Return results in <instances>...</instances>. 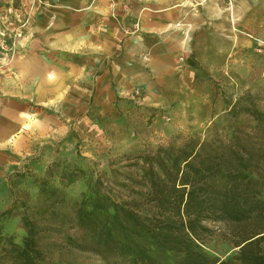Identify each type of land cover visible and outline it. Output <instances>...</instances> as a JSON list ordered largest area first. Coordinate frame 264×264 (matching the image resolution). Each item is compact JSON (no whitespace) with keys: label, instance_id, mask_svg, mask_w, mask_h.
Returning a JSON list of instances; mask_svg holds the SVG:
<instances>
[{"label":"rangeland","instance_id":"rangeland-1","mask_svg":"<svg viewBox=\"0 0 264 264\" xmlns=\"http://www.w3.org/2000/svg\"><path fill=\"white\" fill-rule=\"evenodd\" d=\"M57 3L0 0V82L13 84L18 65H25L28 56L40 50L27 46L35 38L31 30L41 14ZM223 5L226 21L233 25V1ZM257 11L263 9L254 10L253 16H242L245 28L241 31H234L232 26L231 31L209 29L211 24L207 23L195 30L193 25L179 21L171 29L190 43L191 59L184 61L181 56L179 71L164 92L137 90L122 94L116 101L120 112L116 119L93 112L77 120L59 119L49 138L19 161L9 177V189L0 193V264H13L10 249L12 245H23L28 234L23 224L25 217L38 220L43 264H133L127 258L74 248L64 236H74L76 231L65 232L60 224L71 204L98 191V180L103 184L100 192L118 202H143L148 189L127 177L140 181L137 168L131 165L159 147H180L194 136L203 141H226L238 132L264 173V15ZM75 62L83 64V59L52 50L48 64L52 70H59ZM51 76L57 83L59 78L54 73ZM38 98L46 105H35L37 101L33 100L30 106L40 112H53L49 106L57 110L59 96ZM243 99L241 108L257 109L256 114H247L240 108L234 113ZM67 173L74 176L63 179ZM6 212L10 213L3 215ZM207 226L214 234L204 239L205 254L217 260L236 258L238 249L225 239L224 225ZM161 258L173 264L176 256L167 254Z\"/></svg>","mask_w":264,"mask_h":264},{"label":"crops","instance_id":"crops-1","mask_svg":"<svg viewBox=\"0 0 264 264\" xmlns=\"http://www.w3.org/2000/svg\"><path fill=\"white\" fill-rule=\"evenodd\" d=\"M57 1L31 30L35 38L27 46L40 50L18 65L13 84L0 82V193L9 189L19 161L49 138L59 119L77 120L90 112L116 119L122 94L164 92L179 71L181 56L191 59L190 43L171 29L176 23L185 21L195 30L207 23L209 29L241 31L242 16H253L256 9L264 15V0H232L233 25L225 17L227 0ZM52 50L81 58L83 64L52 70ZM53 73L57 83L51 80ZM44 95L59 96L57 110L49 106L53 112H40L30 106L33 100L46 105L38 98Z\"/></svg>","mask_w":264,"mask_h":264},{"label":"trees","instance_id":"trees-1","mask_svg":"<svg viewBox=\"0 0 264 264\" xmlns=\"http://www.w3.org/2000/svg\"><path fill=\"white\" fill-rule=\"evenodd\" d=\"M243 103L238 101L234 113L240 108L256 114L257 109L241 108ZM136 160L131 167L140 181L127 180L146 186L143 202H118L100 192L98 180L94 195H83L64 212L60 226L76 231L64 236L67 244L133 264H169L161 258L167 254L176 256L173 264H264V173L238 132L226 141L194 136L180 147H159ZM207 223L224 225L225 239L238 249L236 258L205 254L204 239L214 234ZM23 224L28 234L23 245H12L13 264H43L38 220L25 217Z\"/></svg>","mask_w":264,"mask_h":264}]
</instances>
